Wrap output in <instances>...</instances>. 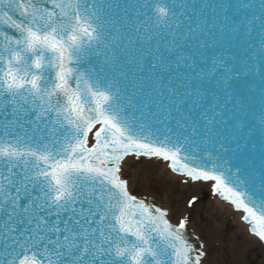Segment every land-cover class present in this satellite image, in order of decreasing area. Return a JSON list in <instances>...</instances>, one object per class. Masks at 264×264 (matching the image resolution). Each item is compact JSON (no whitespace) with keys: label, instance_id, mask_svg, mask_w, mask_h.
Instances as JSON below:
<instances>
[{"label":"snow or ice","instance_id":"snow-or-ice-1","mask_svg":"<svg viewBox=\"0 0 264 264\" xmlns=\"http://www.w3.org/2000/svg\"><path fill=\"white\" fill-rule=\"evenodd\" d=\"M155 161L264 244V0H0V264H208Z\"/></svg>","mask_w":264,"mask_h":264},{"label":"rangeland","instance_id":"rangeland-1","mask_svg":"<svg viewBox=\"0 0 264 264\" xmlns=\"http://www.w3.org/2000/svg\"><path fill=\"white\" fill-rule=\"evenodd\" d=\"M163 168L164 162L155 161L146 173L141 169L134 194L155 197L169 209L173 222L177 216H189L208 249V264H264V245L254 236L249 241L243 239L247 233L234 225V212H226L217 206L207 184L183 185L179 177L164 173ZM129 171L136 175L135 167ZM205 191L209 192V197L202 200ZM192 195L197 196V204L188 208L186 201Z\"/></svg>","mask_w":264,"mask_h":264},{"label":"bare ground","instance_id":"bare-ground-1","mask_svg":"<svg viewBox=\"0 0 264 264\" xmlns=\"http://www.w3.org/2000/svg\"><path fill=\"white\" fill-rule=\"evenodd\" d=\"M163 172L164 173H167L168 175H173V176H175L174 174H172L169 170H167L166 169V165H165V168H163ZM208 186V185H207ZM215 202H216V204H217V206H219L220 208H221V210H224V211H226V212H234V214H235V226L236 225H238V226H240L241 227V229H244L245 230V232L247 233L246 235H244V236H242L243 237V239L244 240H250L251 239V235L248 233V231H247V229H248V225L246 224V223H244V222H242L241 221V219H240V213H238V212H235L234 210H232V207L230 206V205H226V204H223L222 203V201L219 199V198H217V197H215V200H214ZM228 213V214H229ZM193 230L195 231V229L193 228ZM241 234V233H240Z\"/></svg>","mask_w":264,"mask_h":264},{"label":"water","instance_id":"water-1","mask_svg":"<svg viewBox=\"0 0 264 264\" xmlns=\"http://www.w3.org/2000/svg\"><path fill=\"white\" fill-rule=\"evenodd\" d=\"M143 196H145V197H147V195H143ZM144 198V197H143ZM147 198H150V199H154L155 200V197H147ZM146 198V200L147 201H150V202H152V203H154V204H156L157 206H160V205H158L156 202H154V201H152V200H150V199H147ZM204 200H206L207 199V193H204L203 194V197H202ZM161 204V203H160ZM226 205H228V204H226ZM193 230V229H192ZM194 231V230H193ZM196 235V234H195ZM197 236V235H196ZM198 237V236H197ZM199 240H200V238H199ZM200 242H202L201 240H200Z\"/></svg>","mask_w":264,"mask_h":264}]
</instances>
